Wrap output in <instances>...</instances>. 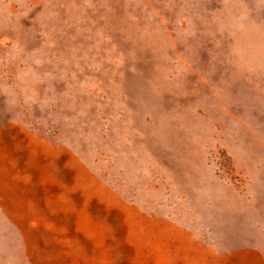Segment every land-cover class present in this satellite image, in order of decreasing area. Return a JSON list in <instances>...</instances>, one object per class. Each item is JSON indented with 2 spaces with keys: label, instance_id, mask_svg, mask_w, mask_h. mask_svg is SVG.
Wrapping results in <instances>:
<instances>
[{
  "label": "rangeland",
  "instance_id": "374dc122",
  "mask_svg": "<svg viewBox=\"0 0 264 264\" xmlns=\"http://www.w3.org/2000/svg\"><path fill=\"white\" fill-rule=\"evenodd\" d=\"M0 264H264V0H0Z\"/></svg>",
  "mask_w": 264,
  "mask_h": 264
}]
</instances>
